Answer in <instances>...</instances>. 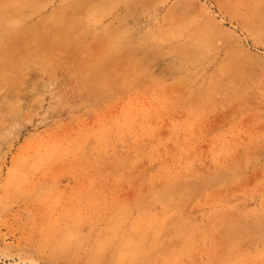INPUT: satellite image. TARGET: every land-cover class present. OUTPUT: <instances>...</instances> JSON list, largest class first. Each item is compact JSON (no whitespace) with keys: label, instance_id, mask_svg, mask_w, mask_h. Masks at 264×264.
Wrapping results in <instances>:
<instances>
[{"label":"rangeland","instance_id":"374dc122","mask_svg":"<svg viewBox=\"0 0 264 264\" xmlns=\"http://www.w3.org/2000/svg\"><path fill=\"white\" fill-rule=\"evenodd\" d=\"M0 264H264V0H0Z\"/></svg>","mask_w":264,"mask_h":264},{"label":"crops","instance_id":"0c3cea01","mask_svg":"<svg viewBox=\"0 0 264 264\" xmlns=\"http://www.w3.org/2000/svg\"><path fill=\"white\" fill-rule=\"evenodd\" d=\"M89 2H95V1H97V0H88Z\"/></svg>","mask_w":264,"mask_h":264}]
</instances>
